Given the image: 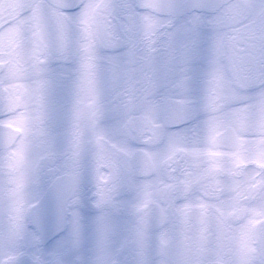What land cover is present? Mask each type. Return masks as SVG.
<instances>
[{
  "label": "snow or ice",
  "instance_id": "snow-or-ice-1",
  "mask_svg": "<svg viewBox=\"0 0 264 264\" xmlns=\"http://www.w3.org/2000/svg\"><path fill=\"white\" fill-rule=\"evenodd\" d=\"M0 264H264V0H0Z\"/></svg>",
  "mask_w": 264,
  "mask_h": 264
}]
</instances>
